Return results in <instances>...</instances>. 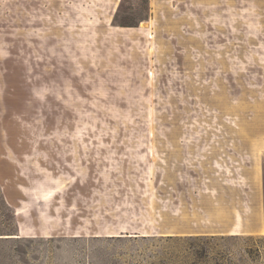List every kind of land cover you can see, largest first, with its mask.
Wrapping results in <instances>:
<instances>
[{
  "label": "rangeland",
  "instance_id": "obj_1",
  "mask_svg": "<svg viewBox=\"0 0 264 264\" xmlns=\"http://www.w3.org/2000/svg\"><path fill=\"white\" fill-rule=\"evenodd\" d=\"M0 264H264V0H0Z\"/></svg>",
  "mask_w": 264,
  "mask_h": 264
},
{
  "label": "trees",
  "instance_id": "obj_2",
  "mask_svg": "<svg viewBox=\"0 0 264 264\" xmlns=\"http://www.w3.org/2000/svg\"><path fill=\"white\" fill-rule=\"evenodd\" d=\"M202 237H205V236H189L188 237V240H201ZM214 237V236H213ZM227 237H234L233 235L232 236H227ZM236 237V236H235ZM223 239H225L226 237L225 236H222ZM191 250V249H190ZM202 254L201 256L205 259V260H209V258L211 257L210 256V252L203 249L202 252L200 253Z\"/></svg>",
  "mask_w": 264,
  "mask_h": 264
}]
</instances>
